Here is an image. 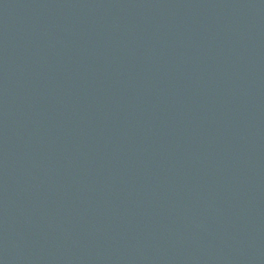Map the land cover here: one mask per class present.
<instances>
[{
    "label": "water",
    "instance_id": "95a60500",
    "mask_svg": "<svg viewBox=\"0 0 264 264\" xmlns=\"http://www.w3.org/2000/svg\"><path fill=\"white\" fill-rule=\"evenodd\" d=\"M0 264H264V0H0Z\"/></svg>",
    "mask_w": 264,
    "mask_h": 264
}]
</instances>
